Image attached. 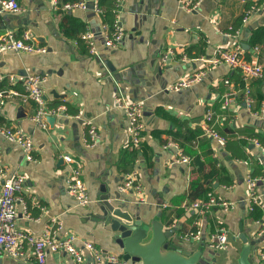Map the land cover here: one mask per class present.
<instances>
[{
  "label": "crops",
  "instance_id": "0c3cea01",
  "mask_svg": "<svg viewBox=\"0 0 264 264\" xmlns=\"http://www.w3.org/2000/svg\"><path fill=\"white\" fill-rule=\"evenodd\" d=\"M15 1L21 12L0 15V35L11 32L20 39L22 32L29 30L46 52H5L0 55V75L42 76L46 106H63L66 114L53 116V124L46 121L45 127L39 126L31 121L36 105L22 103L9 93L22 86L15 87L7 79L0 81V92L6 94L0 103L2 125L28 135L35 148V161L29 162L19 146L0 137L4 169L0 187L13 174L26 178L20 193L25 203L15 206L17 229L40 236L56 219L62 224L59 238L74 236L79 249L83 241H90L103 254L119 255L109 228L94 219L99 189L107 183L120 200L140 206L144 216L175 228V249L202 251V258L212 264H234L242 247L238 237L241 228L249 239L258 241L255 258L264 264L259 254L264 250V152L253 143L256 140L264 147V80L249 81L254 101L249 109L240 92L243 82L239 71L225 63L201 61L215 57L219 49L231 51L236 47L243 59L259 61L264 42L251 47L249 40L253 31L264 26V0H202L191 13L180 8L179 0H123V38L113 49L104 46L102 21L87 7V0H79L86 2V9L66 12L58 10L57 0ZM254 4L259 11L242 23L245 9ZM66 15L80 20L85 30L93 33L97 55L89 54L75 38L63 33ZM197 71H203L198 82L169 91L176 81ZM231 85L239 92L235 101L224 107L223 96ZM116 97L143 105L144 131L137 148L130 145L125 113L116 107ZM18 107H22L19 112ZM209 110L214 113V130L226 138L224 143L203 134L204 116ZM90 125L99 135L93 147L83 141ZM169 143L195 151L202 160H215L223 178L231 182H214L213 193L233 203L231 210L214 208L202 215L186 207L187 201L173 203L187 192L192 167L178 160L176 149ZM64 155L71 156L80 167L91 198L86 206L77 205L66 193ZM134 169L139 172L141 194L120 192L118 187ZM248 177L258 180L255 190L263 205L256 209V218L250 216L245 200ZM218 227L228 231L229 244L224 251L207 247L209 235ZM1 264H35V260L32 256L20 260L2 256ZM46 264L94 261L87 253L77 263L68 254L57 252L46 255Z\"/></svg>",
  "mask_w": 264,
  "mask_h": 264
},
{
  "label": "built area",
  "instance_id": "2783aa9c",
  "mask_svg": "<svg viewBox=\"0 0 264 264\" xmlns=\"http://www.w3.org/2000/svg\"><path fill=\"white\" fill-rule=\"evenodd\" d=\"M202 0H179L180 8L191 13L197 9ZM92 9L97 15L101 13V9L98 7L96 0H92ZM123 0H115L114 9L115 16L112 24L113 31L110 34L107 25L101 23V34L103 44L109 49L115 48L123 38V28L120 22V12L122 9ZM72 8L86 9V2H75L63 4V10H71ZM259 11V7L256 4L245 9L242 16V23H247L250 16ZM3 12L19 13L21 7L15 0H0V15ZM82 41L86 45L88 53L91 55H97V49L95 46V37L93 33L86 29L80 35ZM257 50V49H256ZM5 52L13 53H45L46 48L39 46L35 43L33 36L29 30L22 32L20 39L16 38L11 32H5L0 35V55ZM259 61H247L243 59L241 50L236 47L229 50H218L217 55L213 58H203L206 64L218 65L219 63H225L231 67V69L238 70L243 87L240 89L243 101L247 108H251L254 101L251 95L249 81L252 79L264 80V55L258 57ZM203 76V71H197L192 73L188 77H184L172 84L168 89L172 92L180 91L184 88L190 87L193 83L198 82ZM7 79L11 85L20 84L23 88V92L16 90H10V95L18 98L22 103H34L36 105V112L31 117V121L39 126H46L47 116H56L63 112L65 108L57 107L49 109L46 106V100L44 99V92L42 89V83L44 78L37 74H29L24 77L18 75H0V81ZM226 84H230L227 80ZM230 90L223 96V106L228 107L235 101V97L238 90H234L232 85L229 86ZM3 96V92H0V97ZM115 105L125 113L129 140L131 147L137 148L142 140V132L144 131L143 123V105L141 102L128 101L122 97L115 98ZM63 115V116H64ZM78 118V116H75ZM214 113L207 111L204 116V122L202 125L203 134L209 138L216 139L222 143L226 141V138L218 134L214 128ZM83 141L87 147H93L96 145L99 135L94 126H89L86 132L83 134ZM0 137L10 143H14L19 146L25 155V158L29 162H34V144L32 139L21 132L20 130L12 129L10 127L0 124ZM254 145L259 147L264 152L262 147L256 140H253ZM169 146H173L178 155V160L190 164V159L185 156L178 145L169 143ZM62 160L67 167L65 189L67 195L80 206H86L91 202L86 187L82 180V173L79 165L69 155L62 156ZM4 169L0 159V178L3 176ZM138 170L134 169L126 174L124 181L118 187L120 192L134 191L136 194H141V185L139 181ZM25 176L22 174H13L9 178L3 180L0 187V264L2 256H9L14 259H27L32 256L35 260V264H46V255L48 253L64 252L72 257L77 263H81L85 254H89L94 261V264H128L119 255L115 254H103L93 242L83 241L82 248L79 249L75 245V237L70 236L66 238H59L57 236L58 230L61 229V222L53 219L51 224L47 225L40 236H34L31 233L17 229L15 206L20 203L24 205V200L20 196L25 183ZM258 180L254 178H247L248 195L246 197V204L248 211L251 213L255 207L262 208V202L259 195L256 193L255 187ZM142 202L143 199L140 198ZM189 207L195 210L199 214H208L214 208H218L223 212H228L232 209L233 203L224 199L217 198L214 193H208L204 199H198L190 204ZM25 211H26V207ZM264 227V224H263ZM190 235L187 236V238ZM193 238H197L196 235H192ZM229 244L228 231L225 227H218L213 233H211L207 240V247L215 251H224ZM29 251V253H27ZM261 260H264V250L260 253Z\"/></svg>",
  "mask_w": 264,
  "mask_h": 264
},
{
  "label": "water",
  "instance_id": "95a60500",
  "mask_svg": "<svg viewBox=\"0 0 264 264\" xmlns=\"http://www.w3.org/2000/svg\"><path fill=\"white\" fill-rule=\"evenodd\" d=\"M87 7L92 9V0H87ZM106 65L110 67L109 63ZM21 109L18 107V112ZM55 120L53 116L46 117L49 124ZM98 197V213L94 219L109 228L112 245L128 264H212L202 258V251L175 249V228H169L149 215L144 216L140 213V206L129 200H120L117 192L111 191L107 183L100 187ZM238 237L242 247L234 264H258L255 258L258 241L249 239L241 228Z\"/></svg>",
  "mask_w": 264,
  "mask_h": 264
},
{
  "label": "trees",
  "instance_id": "16d2710c",
  "mask_svg": "<svg viewBox=\"0 0 264 264\" xmlns=\"http://www.w3.org/2000/svg\"><path fill=\"white\" fill-rule=\"evenodd\" d=\"M57 2L58 10L66 12L67 10L62 9L63 4L75 3L79 2V0H57ZM96 2L98 7L101 9V13L99 14V16L102 24L107 25L108 31L111 34L113 31L112 24L115 16V0H96ZM84 27L85 25L80 20L70 15H66L65 22H63L62 24L61 30L66 36L75 38L77 44H81L82 46H84V48H86L85 43L80 37V35L85 31ZM71 32L73 33L71 34ZM263 42L264 26L253 31L249 40V44L251 45V47H256L257 45H261ZM259 55L263 54L259 52ZM5 82L6 81H3V85H5ZM17 85L19 84H16L15 87H17ZM7 87L9 88L10 85L8 84ZM19 91L23 92V88L21 87ZM5 97L6 94L0 97V103L5 100ZM0 124H2L1 117ZM180 149L182 150L183 154L190 159V165L192 169L187 192L173 201L175 205L181 204L183 201H187L186 206H188L198 199H204L208 193L214 192L212 186L214 182H218L220 184H229L231 182L230 180L223 178L224 172L221 168L217 167L214 159H208V157H206V159L202 160L195 151L184 146H181ZM256 209L257 207H255L254 210L250 213L251 217H257L258 211Z\"/></svg>",
  "mask_w": 264,
  "mask_h": 264
}]
</instances>
